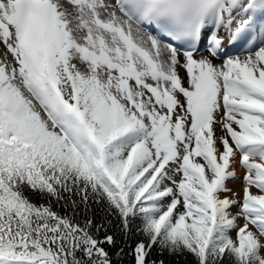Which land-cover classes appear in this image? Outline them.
Segmentation results:
<instances>
[{
    "label": "snow or ice",
    "instance_id": "6c2138e0",
    "mask_svg": "<svg viewBox=\"0 0 264 264\" xmlns=\"http://www.w3.org/2000/svg\"><path fill=\"white\" fill-rule=\"evenodd\" d=\"M0 46V264H264V0H0Z\"/></svg>",
    "mask_w": 264,
    "mask_h": 264
},
{
    "label": "bare ground",
    "instance_id": "6f19581e",
    "mask_svg": "<svg viewBox=\"0 0 264 264\" xmlns=\"http://www.w3.org/2000/svg\"><path fill=\"white\" fill-rule=\"evenodd\" d=\"M2 52H3V49H2V47L0 46V54H2ZM181 75H184V70H181ZM237 171L241 174V177H242V175H243V169H241V168H238L237 169ZM229 187H232V188H234V189H242V180H237V181H235V182H233V181H229ZM253 191L255 192L256 190L255 189H253ZM243 193H242V191H241V195H242Z\"/></svg>",
    "mask_w": 264,
    "mask_h": 264
},
{
    "label": "trees",
    "instance_id": "16d2710c",
    "mask_svg": "<svg viewBox=\"0 0 264 264\" xmlns=\"http://www.w3.org/2000/svg\"><path fill=\"white\" fill-rule=\"evenodd\" d=\"M98 219H99V217H97ZM177 259H179V258H177ZM181 264H183V262L181 261Z\"/></svg>",
    "mask_w": 264,
    "mask_h": 264
},
{
    "label": "rangeland",
    "instance_id": "374dc122",
    "mask_svg": "<svg viewBox=\"0 0 264 264\" xmlns=\"http://www.w3.org/2000/svg\"><path fill=\"white\" fill-rule=\"evenodd\" d=\"M2 47V46H1ZM3 49V48H2Z\"/></svg>",
    "mask_w": 264,
    "mask_h": 264
}]
</instances>
